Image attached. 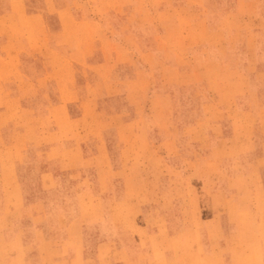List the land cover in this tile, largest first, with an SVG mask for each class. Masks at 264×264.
<instances>
[{"label":"rangeland","instance_id":"rangeland-1","mask_svg":"<svg viewBox=\"0 0 264 264\" xmlns=\"http://www.w3.org/2000/svg\"><path fill=\"white\" fill-rule=\"evenodd\" d=\"M24 1L0 0V40L12 33L22 41L29 26H36L29 32L32 38L39 39L40 35L34 33L42 31V26L58 27L63 23L69 27L68 37L77 40L79 34L88 30V24H93L88 44L95 43L106 32L120 37L130 49L139 44L144 53L152 51L145 59H150L152 71L161 79L150 83L145 74L140 86L147 90L151 87L153 91L148 97L146 90L141 102L134 106L122 92L102 95L94 91V104L88 113V124L95 125L92 132L104 133L110 139L116 135L110 122L116 120L107 118L109 111L121 109L126 117H141L142 137L136 140L143 141L141 153L145 151L148 160L140 163L137 179L140 189L126 193L118 211L110 214L113 219L108 214L103 216L98 208L88 212L87 205L84 224L72 229L51 218L58 207L53 192L41 193L45 208L39 233H43L45 241L39 255L33 243L34 248L24 255L27 264H264V0H237L236 5L229 0H218L220 9L235 8L238 12L231 22L235 31L226 40H230L232 47L223 50L211 48L212 44L206 46L209 38L199 32L202 24L198 17L183 18V30L189 28L184 35L174 28L178 19L173 11H211L214 0H124L125 3L73 0V13L60 17L50 12L46 17L34 19L28 16V11L36 3L31 5V1H26L25 5ZM166 11L171 12L165 14ZM209 22L215 26L220 17L212 14ZM41 37L42 41H48ZM188 43L191 47L184 48ZM14 48L13 45L0 49V54ZM193 59H222L226 64L206 65L204 73L191 76V70L198 71V67L188 65ZM164 61L165 64H159ZM232 68L236 74H229ZM240 70L245 73L240 74ZM14 106L18 107L10 119L17 128L13 131L20 133L23 126L31 123L29 119L24 122L21 104ZM44 119L39 118L37 124L45 132L51 131L47 123L50 119ZM162 136L178 138L180 145L175 146L174 158H178V152L189 156L183 177L177 176L178 167L172 171L168 161L171 158L154 149L158 145L156 140ZM52 142L53 137L36 139L26 131V144L14 149L0 145V168L3 169L1 164L9 156L13 159L14 175L16 171L44 170L48 168ZM192 157H197V161ZM232 170L248 171L254 177L229 183L226 175ZM171 175L174 188L166 195ZM33 180L14 176L12 183L24 190L40 187ZM16 196L12 197L13 203ZM66 200L81 203L82 195L68 193ZM164 205L169 208L161 209ZM19 213H14V229L21 226ZM23 226L29 233L35 232L30 224ZM72 234L83 241H67ZM52 237H60L61 241L53 242Z\"/></svg>","mask_w":264,"mask_h":264},{"label":"crops","instance_id":"crops-1","mask_svg":"<svg viewBox=\"0 0 264 264\" xmlns=\"http://www.w3.org/2000/svg\"><path fill=\"white\" fill-rule=\"evenodd\" d=\"M26 1H31V5L36 3L35 7L28 11V16L32 19L39 16L46 17L50 12H55L60 17L66 16L70 12L73 13L75 6L73 0H25V5ZM116 2L125 3L124 0H116ZM233 2L236 5L237 0H229V3ZM214 5L211 11H208L209 9L173 11L178 19L174 28L184 35V31H188L189 28L183 30V18L198 17L200 18L198 22L202 24L199 32L209 38L205 43L206 46L212 44L211 48H220V50L231 48L232 43L226 40L235 31L231 22L237 16V9L230 11L220 9L222 5L218 0H214ZM168 12L171 11H166L165 14ZM216 13L220 17V22L211 26L209 17ZM92 25L88 24V30L79 34L75 38L77 40L68 37L69 27L65 26V23L58 27L41 25L42 31L34 33L40 35L39 39L36 36L32 38L30 34L36 26H29L26 29L27 35L22 37V41H19V38L12 33L4 35L5 38L0 40L1 50L13 45L16 47L14 50L0 54V108H2L0 109V145L3 143L7 149H14L26 144V131H30L36 139L43 136L53 137L51 150L47 157L48 168L40 171H16L14 175L12 158L6 156L1 164L3 169L0 168V264H27L24 255L34 248L33 243L36 244L38 255L40 254L45 241L43 233H39V226L44 220L42 211L45 208L41 193L50 190L53 192L55 200L58 201V207L57 212L50 215L51 218L53 217L57 222L64 223L72 229L77 224H84L87 205L88 212L93 208H98L103 216L108 214L109 218H112L115 211H118L120 200L125 198L126 193L135 192L141 187L137 180L141 172L140 163L148 160L147 153L145 151L141 153L142 146H145L143 141L136 140V137H142L141 117L133 115L126 117L121 109L109 111L107 118L116 120L115 123L110 122L114 125L116 133L115 139H110L104 133L100 135L92 132L95 125L88 124V113L94 104L92 100L94 91L102 95L122 92L134 106L141 102L147 90L140 86L144 82L145 74L150 83H156L161 79H157L155 72L152 71L153 65L151 66L150 59H145V56H150L152 51L148 54L144 53L139 44L132 45L130 49V46L120 37H112L107 32L100 34L95 43L88 44V35L94 31ZM41 36L47 38L48 41H42ZM164 36H167L166 31ZM221 39H224V42H221ZM183 47L189 49L191 46L188 43ZM183 47L182 50H184ZM137 50L139 53L135 52ZM95 55L98 56L97 59L94 58ZM165 63V61L159 62V64ZM209 64L210 66L224 65L226 61L193 59L188 62V65L198 67V71L195 68L189 73L191 76L204 73L206 65ZM239 72L240 74L245 73L242 70ZM230 73L236 74L237 71L232 68L229 70ZM112 89L114 91H111ZM149 89L147 90L148 97L153 91L151 87ZM18 102L21 104L24 122L29 119L31 123L20 129L22 133L13 131L17 128L12 125L10 119L14 109L18 107L14 106V103ZM217 104L221 105L219 102ZM133 106L132 112H134ZM185 111L187 112L188 108ZM2 117H4L3 120H1ZM44 117L46 118L44 121L50 119L47 123L50 124L51 131L45 132L44 127L39 126L40 123L37 124L39 118ZM177 139V137L162 136L161 139L156 140L158 145L155 141L153 143L156 146L154 149L158 148L165 154V157L171 158L168 160L171 165H168L172 171L178 167L180 170L176 171L177 176L183 177L187 173L185 162L189 161V156L178 152V158H174L175 146L180 145ZM218 141L222 140L218 139ZM192 159L197 161V157L195 159L192 157ZM176 160H179L178 164ZM227 162L228 160L223 163ZM14 176L35 179L33 181L40 187L36 189L25 187L24 190L23 187L12 183ZM246 176L247 178L254 177L253 174L250 175L248 171L243 170H232L226 175L229 183L239 178H246ZM172 178L173 175L167 181L166 195H169L174 188L172 183L175 181ZM68 193L82 195V202L69 203L66 200ZM14 194L18 195L16 203L12 201ZM106 199H108L107 202ZM19 200H22L20 205ZM90 200H97L99 203H90ZM168 208V205L161 206L164 210ZM17 211H20L17 219L20 220L21 226L14 229L13 221L16 219L14 213ZM166 220L170 218L166 217ZM24 224H30L31 230L35 229V232L29 233L27 227L23 226ZM52 238L53 242L61 241L60 237ZM80 239L72 234L69 235L67 241H83Z\"/></svg>","mask_w":264,"mask_h":264},{"label":"bare ground","instance_id":"bare-ground-1","mask_svg":"<svg viewBox=\"0 0 264 264\" xmlns=\"http://www.w3.org/2000/svg\"><path fill=\"white\" fill-rule=\"evenodd\" d=\"M236 161V160H235ZM14 169V168H13ZM260 218V217H259ZM237 222V221H236ZM250 225V224H249ZM245 239V238H244ZM186 240V239H185ZM255 240V239H254ZM255 249V248H254ZM81 256V255H80ZM172 261V260H171ZM261 263V262H260Z\"/></svg>","mask_w":264,"mask_h":264}]
</instances>
